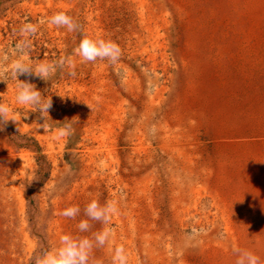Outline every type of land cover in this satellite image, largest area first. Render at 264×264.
Wrapping results in <instances>:
<instances>
[{
  "label": "rangeland",
  "instance_id": "1",
  "mask_svg": "<svg viewBox=\"0 0 264 264\" xmlns=\"http://www.w3.org/2000/svg\"><path fill=\"white\" fill-rule=\"evenodd\" d=\"M58 11L120 60L82 63L79 33L38 23ZM26 19L38 32L21 57ZM63 57L74 77L18 75L51 98L48 114L19 104L11 65ZM0 70L17 121L0 129V264L105 226L114 238L90 264H112L118 245L128 264H235L234 247L264 262V0H0ZM97 196L119 214L79 233ZM74 205L76 219L60 214Z\"/></svg>",
  "mask_w": 264,
  "mask_h": 264
},
{
  "label": "clouds",
  "instance_id": "2",
  "mask_svg": "<svg viewBox=\"0 0 264 264\" xmlns=\"http://www.w3.org/2000/svg\"><path fill=\"white\" fill-rule=\"evenodd\" d=\"M39 25L49 23L56 27H65L69 32L79 33V44L75 48V53L81 58L82 63H94L97 60H106L111 64L117 63L121 56L122 50L120 46L112 39L100 37L93 38L85 33L81 25L65 11L54 13L47 20H40ZM20 39L15 45V51L22 55L31 47V37H34L38 32V24H34L27 19L22 22L18 29ZM6 59V58H5ZM67 69L69 76H75V63L66 57L60 58L53 62H42L35 66L25 63L23 58L16 60L11 65V77L17 83L16 101L21 105H31L34 111L39 113H47L51 108V98L42 99V92L36 88L33 83L27 80H19L18 75L31 76L34 75L41 80L50 81L58 70ZM0 81L7 83L5 71L0 70ZM60 95V94H59ZM61 99L65 96L60 95ZM84 102V101H83ZM87 106L91 109V105ZM11 109L6 103L0 102V129L3 128L8 121L16 123V117L11 115ZM49 116V115H48ZM71 123L64 124L58 130V136L67 137L73 133ZM154 131V129H153ZM103 167V161H101ZM119 201L106 200L103 204L100 202L99 196L91 199L83 208V215L86 219H81L77 225L79 233L90 232L92 225L89 221H95L101 225H110L114 215L119 214ZM62 216L68 219H76L81 215V208L78 205L69 206L61 213ZM203 231V230H201ZM197 230L194 228L191 231V236L197 235ZM114 238V230L105 226L101 230L93 232L91 237L83 235L62 234L59 237L58 246L45 249L39 254L32 257L31 264H90L94 248H102ZM233 254L236 256L235 264H264L260 256L251 250L234 247ZM112 264H128V256L123 245L115 246L112 256Z\"/></svg>",
  "mask_w": 264,
  "mask_h": 264
}]
</instances>
